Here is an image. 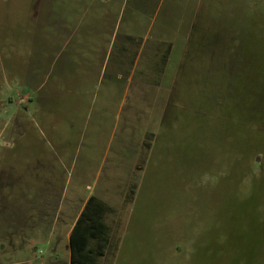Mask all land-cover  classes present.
Wrapping results in <instances>:
<instances>
[{
	"label": "rangeland",
	"instance_id": "374dc122",
	"mask_svg": "<svg viewBox=\"0 0 264 264\" xmlns=\"http://www.w3.org/2000/svg\"><path fill=\"white\" fill-rule=\"evenodd\" d=\"M75 1L57 36L52 0H0V264L68 259L14 253L33 192L112 208L99 264H264V0Z\"/></svg>",
	"mask_w": 264,
	"mask_h": 264
},
{
	"label": "crops",
	"instance_id": "0c3cea01",
	"mask_svg": "<svg viewBox=\"0 0 264 264\" xmlns=\"http://www.w3.org/2000/svg\"><path fill=\"white\" fill-rule=\"evenodd\" d=\"M49 3L53 6H57L53 10V13L49 12L50 14H48V20H54V22H56L53 25L55 26L53 29L55 34L57 36H69L70 30L73 28V21H76L75 16L78 18L77 13H73L71 6L77 2L75 0H52V2ZM33 195H35L34 192L30 194L23 193L22 196H20L19 204L22 207H19L17 204V209L21 215L18 217L17 221H15L16 226L14 230L11 229V231H9V229H6L4 231L5 234L14 232L16 234V238L14 235L7 234L9 236L6 240H10L11 237L17 240L18 244L11 246H15L14 253H18L19 255L26 254V252L31 250L38 242H45L48 245L51 244V241L57 242L58 246H64L68 259H66L64 263H51V261H49L48 264H70L69 235L86 199L91 195L88 194L86 196L79 209L77 211L75 210L74 214L72 212L69 221L66 219L65 222H63V220L56 222L55 216L52 217L51 220H46L48 218V208H46L47 204H45V207H41V205L38 207L30 205V201L32 200L31 196ZM9 209L12 208L8 206L7 210ZM41 230L43 232H41ZM51 236H56L57 240H50ZM0 245V252L6 251V247L3 246V244ZM24 259H22V262H24L23 264L45 263L44 259H37V261H34L32 259L30 260L27 256H25Z\"/></svg>",
	"mask_w": 264,
	"mask_h": 264
},
{
	"label": "trees",
	"instance_id": "16d2710c",
	"mask_svg": "<svg viewBox=\"0 0 264 264\" xmlns=\"http://www.w3.org/2000/svg\"><path fill=\"white\" fill-rule=\"evenodd\" d=\"M112 208L89 196L69 235L70 264H99L111 248V227L106 223Z\"/></svg>",
	"mask_w": 264,
	"mask_h": 264
}]
</instances>
